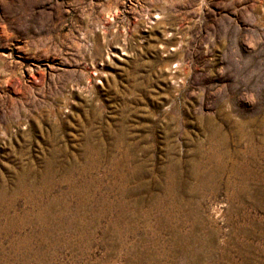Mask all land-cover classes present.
<instances>
[{
    "label": "rangeland",
    "instance_id": "obj_1",
    "mask_svg": "<svg viewBox=\"0 0 264 264\" xmlns=\"http://www.w3.org/2000/svg\"><path fill=\"white\" fill-rule=\"evenodd\" d=\"M0 264H264V0H0Z\"/></svg>",
    "mask_w": 264,
    "mask_h": 264
}]
</instances>
